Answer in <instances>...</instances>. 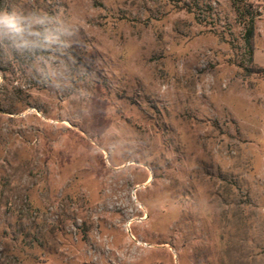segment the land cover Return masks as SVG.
<instances>
[{"label": "rangeland", "instance_id": "obj_1", "mask_svg": "<svg viewBox=\"0 0 264 264\" xmlns=\"http://www.w3.org/2000/svg\"><path fill=\"white\" fill-rule=\"evenodd\" d=\"M247 1L0 0V264H264Z\"/></svg>", "mask_w": 264, "mask_h": 264}, {"label": "trees", "instance_id": "obj_2", "mask_svg": "<svg viewBox=\"0 0 264 264\" xmlns=\"http://www.w3.org/2000/svg\"><path fill=\"white\" fill-rule=\"evenodd\" d=\"M232 1L236 5L243 3L246 14L248 15V27L245 33V42H246L247 49L250 53V56L253 59L254 57V37L256 34V26H255L256 12L253 10V5L249 3L247 0H232ZM258 72L264 73V69H259ZM93 119H94V123L101 122V113L100 114L94 113ZM94 125L96 126V124Z\"/></svg>", "mask_w": 264, "mask_h": 264}, {"label": "clouds", "instance_id": "obj_3", "mask_svg": "<svg viewBox=\"0 0 264 264\" xmlns=\"http://www.w3.org/2000/svg\"><path fill=\"white\" fill-rule=\"evenodd\" d=\"M34 21L18 13H0V29L7 28L16 33H23L31 28Z\"/></svg>", "mask_w": 264, "mask_h": 264}]
</instances>
